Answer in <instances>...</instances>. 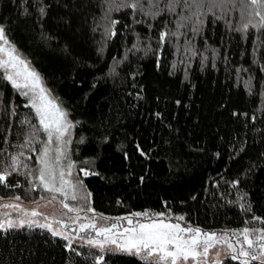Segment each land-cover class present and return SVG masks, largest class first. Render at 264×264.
Returning a JSON list of instances; mask_svg holds the SVG:
<instances>
[{"label": "trees", "instance_id": "16d2710c", "mask_svg": "<svg viewBox=\"0 0 264 264\" xmlns=\"http://www.w3.org/2000/svg\"><path fill=\"white\" fill-rule=\"evenodd\" d=\"M126 2L0 0L7 39L74 123L92 208L183 216L211 230L264 227V27L255 15L264 8L217 0L211 12L181 3L152 17L119 6ZM161 33L170 35L161 41ZM26 105L0 79V172L10 173L3 197L39 191L29 167L45 133ZM0 264L149 262L23 225L0 229ZM221 264L243 261L226 256Z\"/></svg>", "mask_w": 264, "mask_h": 264}, {"label": "snow or ice", "instance_id": "6c2138e0", "mask_svg": "<svg viewBox=\"0 0 264 264\" xmlns=\"http://www.w3.org/2000/svg\"><path fill=\"white\" fill-rule=\"evenodd\" d=\"M145 3L148 4V8H145ZM161 0H127L123 5L130 7L134 10L133 14L136 11H140L145 15L155 17L160 15L162 12L167 11L173 13L176 11V7L181 5V3L191 11L192 7L203 8L205 4L208 5V12L212 11V8L217 6V0H166L164 8H160L159 4ZM251 5L256 8H264V0H250ZM43 12V9H41ZM196 13L194 12L193 15ZM256 16L261 18V27H264V14L260 11L255 12ZM182 19H190V17H182ZM199 19V17H197ZM181 27L184 25L181 24ZM247 28V25H245ZM115 35V33H112ZM167 35L170 33H161L160 40L163 41ZM171 35H175L171 33ZM0 41H3L5 45L8 44V40L5 37L4 29L0 27ZM0 52L5 53L7 59H0V69L4 70V75L0 76V79L7 80L14 89L20 92L21 95L26 97L29 101L30 106L35 109L37 116L39 117L40 125L43 128V131L47 134L48 142L45 144L40 155V162L43 165L39 169V179L42 182L46 190L52 192H64V186L69 184V181L65 180V173L61 171L59 173L61 187L55 186V175L52 165L50 164L49 144L55 138L57 144H67L70 141H65L63 139L65 133L69 128L72 127L71 123L67 121V114L57 105L55 99L49 98V94L45 88L41 86V81L39 75L34 70H29L25 61L20 59L18 56L13 55L15 49H5L3 46H0ZM11 69V70H10ZM38 134V133H34ZM58 155L55 159L58 161L62 156L65 155L60 149L56 148ZM13 164L16 163L17 158L13 157ZM72 164H68V168H72ZM10 173L7 171L0 172V183H4L7 180V176ZM70 174V173H69ZM87 175V173H85ZM19 199V197H17ZM71 199L75 200L76 196L72 195ZM14 205H5L9 207ZM65 208H68L69 211H73L68 204L63 205ZM89 211H94L88 209ZM38 213L33 211L31 215L35 216ZM132 215L136 217L147 216L148 213H133ZM158 216H163V213L156 214ZM128 219V218H121ZM177 220H184L183 216L177 217ZM259 219V218H256ZM128 223L131 225L133 221L128 219ZM14 225L11 221H7V227L12 228ZM22 226V224H21ZM5 227L4 224H0V229ZM40 227H46L52 231V235H63L59 231L52 229L51 224L40 225ZM116 226L113 225L112 228H100L96 229L94 223L80 224L79 231L83 232L86 229H96V235L98 237H103V240L89 239L87 243L92 247H98L101 250L104 249L105 244L116 245L117 248L127 251L129 253H135L142 256V259L149 262V264H187L189 259L194 261L197 260V257L202 254L206 257L208 251L215 244L227 242L225 240V235L217 237L216 233H201L199 228L192 227H182L179 223H166L163 219L153 220L149 223H139L137 222L135 226L131 228H125L123 232L113 233V228ZM236 235V233H233ZM243 236V242L248 245L249 248L253 247V240L249 238V230L247 228L243 229L240 233ZM121 237L122 242L114 237ZM65 240H69L68 235H63ZM257 240H264V232H261V235L257 237ZM228 243L229 249L235 252L233 245L230 242ZM261 256H264V244L260 245ZM240 256L249 257L251 256L252 260L259 259L254 253H249L243 248L240 249ZM232 259H237L236 255L231 256ZM243 264H248V261H243ZM261 264H264V260L261 261Z\"/></svg>", "mask_w": 264, "mask_h": 264}, {"label": "rangeland", "instance_id": "374dc122", "mask_svg": "<svg viewBox=\"0 0 264 264\" xmlns=\"http://www.w3.org/2000/svg\"><path fill=\"white\" fill-rule=\"evenodd\" d=\"M0 27L2 26L0 25ZM5 37L7 39L6 34ZM0 46H3L5 49L14 48L15 52L13 55L18 56L20 59L25 61L29 70H34L39 75L41 86L47 90L49 98L55 99L57 105L67 114V121L72 125V127L67 130L63 137L65 141H70V143H67L66 145H58L55 141V138H53V141L51 144H49V148L51 149L49 152V157L51 158L50 164L54 170L55 186L61 187L59 176L61 171L65 173L64 179L69 181V184L64 186V192L61 193L46 190L39 179V169L43 167L40 162V155L45 144L48 142L47 134L44 132L45 139L42 143V147L35 155L36 164L29 167L30 177L33 181H35L39 191H37L35 195L31 196L30 198H25L19 195L8 197H3L0 195V224L7 226V221H11L14 226H21L22 224V226L27 225L40 227V225L51 224L53 230L59 231L63 233V235L69 236V240H67L69 244L89 245L87 243L89 239L103 240V237H98L96 235V229L112 228V226L115 225L116 227L113 228V233H120L123 232L125 228H131L135 226L137 222L149 223L153 220L163 219L166 223H179L182 227L199 228L201 233H216L217 237L226 234L225 240L230 242L235 249V252L229 249L227 242L218 243L209 249L206 257L202 254V249H199V251H201V255L197 257L196 261L189 259L187 264H221V261L224 257L232 255H236L237 258L241 259L242 261H252L251 256L243 257L239 255L241 248L260 257L259 259H256L257 261L261 262L264 260V256H261L260 248V245L264 244V240H257V237L261 235V232H264V227L261 226H245L235 229L220 228L211 230L185 223L184 221L177 220V217L169 216L164 213V215L161 217L156 215L159 213H152L147 210L138 211L139 213H148L147 216L140 217L132 215L133 213L129 215H109L95 211L91 206L89 194L84 187L82 180L84 174L87 172V168L80 165V162H78V159H76L73 153L74 123L70 119L67 110L62 106L58 98L48 88L41 74L38 73L31 62L25 56H23L9 40L7 45H5L3 41H0ZM0 59H7L5 53L0 52ZM1 70L4 73V70ZM57 147H60L61 151L65 153V155L62 156L58 161L55 159V157L58 155L56 152ZM69 163L73 165L71 169L68 168ZM72 195L76 196L75 200L71 199ZM17 197H19V199H17ZM64 204H68L69 207L73 209V211H69L68 208H65L63 206ZM5 205H14L15 207H5ZM88 209H92L94 211H89ZM33 211L38 214L35 216L31 215ZM125 217L131 219L133 223L130 225L128 223V219H121ZM88 223H94L96 225V229L89 228L83 232H80V224ZM245 228L249 230V238L253 240L252 248H249L248 245L243 242V236L240 235L241 231ZM233 233H236V235H233ZM114 238H116L118 242H122L121 237L116 236ZM108 249L121 250L117 248L116 245L105 244L103 250Z\"/></svg>", "mask_w": 264, "mask_h": 264}]
</instances>
